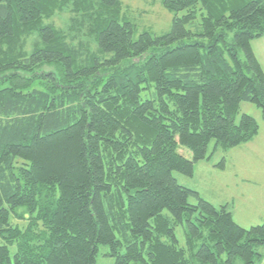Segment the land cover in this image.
Returning <instances> with one entry per match:
<instances>
[{"label": "trees", "instance_id": "1", "mask_svg": "<svg viewBox=\"0 0 264 264\" xmlns=\"http://www.w3.org/2000/svg\"><path fill=\"white\" fill-rule=\"evenodd\" d=\"M161 3L169 32L134 39L120 0H0V264H95L99 246L113 264L264 260V223L239 226L172 176L192 177L212 140L257 135L235 118L264 114V0Z\"/></svg>", "mask_w": 264, "mask_h": 264}, {"label": "rangeland", "instance_id": "2", "mask_svg": "<svg viewBox=\"0 0 264 264\" xmlns=\"http://www.w3.org/2000/svg\"><path fill=\"white\" fill-rule=\"evenodd\" d=\"M161 1L162 0H120L126 11L125 15L127 20L135 26L134 39H137L142 32H147L151 36H161L169 32L173 13L164 8ZM55 22L57 25H60L59 21L55 20ZM188 28L190 30H196V23ZM229 37H231V35H229ZM193 40L206 42L195 36L191 39L187 38L183 42L188 43ZM251 49L255 58L264 69V37L253 40L251 42ZM240 57L242 58L241 55ZM41 70L45 72L51 71L54 74L58 73V67L56 64L45 65ZM247 107L255 109V106L252 104L242 103L239 112L236 115L235 122H238L243 114L255 119L250 109ZM259 111L261 112L260 109ZM260 119V117L257 118V120ZM257 124L259 126L258 122ZM261 125L260 132L258 130V135L255 136V141L264 144V124ZM255 137L253 139H255ZM244 144L228 150L218 149L215 152H212L214 146V141L212 140L207 147V152L210 155V158L208 161H203L202 163L199 162V164L197 163L193 176L190 177L194 178L193 180H189L190 178L177 172H173L172 176L179 185H189L191 190L197 192L203 200L214 207H219L222 204L225 206L227 204L234 222L237 223L241 219H245L248 227H243L240 224H237L245 229H249L250 227L259 226L264 223V183L256 180V175H261L259 179L262 178V175H264V169L261 165L259 166L255 163L254 156L250 155L246 150L247 148H245L247 146H243ZM186 153L189 155L187 151ZM223 158L225 160V166L227 165L226 173L235 171L241 178L239 181L234 178L222 179V177L218 175L222 169L216 168V170L213 168V165L215 166L218 164ZM194 175L196 176L194 177ZM243 178H246L247 180H242ZM190 202L194 203L193 200H190ZM20 212L21 210L17 211V213ZM28 216V214H25L22 218L10 211L9 221L12 226L23 230L29 222ZM176 233L179 240L182 241L184 237L183 231L180 227L177 228ZM4 241L5 239L0 237V245L3 244ZM9 249L12 256L16 247L13 245L10 246ZM255 251L264 255V245L255 247ZM107 253L108 247L99 246L95 264H113V258L108 257ZM259 264H264V260Z\"/></svg>", "mask_w": 264, "mask_h": 264}, {"label": "crops", "instance_id": "3", "mask_svg": "<svg viewBox=\"0 0 264 264\" xmlns=\"http://www.w3.org/2000/svg\"><path fill=\"white\" fill-rule=\"evenodd\" d=\"M261 68H262V70L264 72V69H263L262 65H261ZM247 108L250 109L253 117L259 123V126H260L259 132H260V129H261V126H262L261 124H264V114L262 113L263 114L262 115L261 112L259 111V109H257L256 107H254L255 109H252V107H247ZM259 117L261 119L257 120V118H259ZM255 140H256V137H255V139H253V140L249 141L248 143L244 144L243 146H247L245 148H247L246 150L250 153L251 156H254L255 163H257L259 166L261 165L263 167V169H264V144L258 143ZM196 165L194 166V169H195ZM213 168L216 169L214 165H213ZM226 168H227V165L225 166L224 169L220 170V172L218 173V175H220L222 177V179H224V178H234L237 181H239L241 179L239 174H237L235 171H232L231 173H226ZM257 169H259V168H257ZM225 174H228V175H225ZM195 176L196 175H194V177ZM260 176L261 175H256V180H259V182L264 183V175H262V178L259 179ZM193 179L194 178H190L189 180H193ZM242 180H247V179L243 178ZM185 185H186L185 187H189L190 188L189 185H187V184H185ZM223 205L224 204H222L221 206H223ZM225 206L227 207V209H229L227 204ZM237 223L240 224L243 227H248L247 221L245 219H241Z\"/></svg>", "mask_w": 264, "mask_h": 264}]
</instances>
